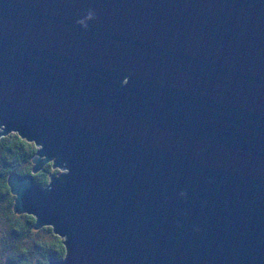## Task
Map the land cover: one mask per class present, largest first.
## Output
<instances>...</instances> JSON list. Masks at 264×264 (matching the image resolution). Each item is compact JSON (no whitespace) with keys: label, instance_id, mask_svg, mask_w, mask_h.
<instances>
[{"label":"water","instance_id":"water-1","mask_svg":"<svg viewBox=\"0 0 264 264\" xmlns=\"http://www.w3.org/2000/svg\"><path fill=\"white\" fill-rule=\"evenodd\" d=\"M10 130L48 264H264V0H0Z\"/></svg>","mask_w":264,"mask_h":264},{"label":"trees","instance_id":"trees-1","mask_svg":"<svg viewBox=\"0 0 264 264\" xmlns=\"http://www.w3.org/2000/svg\"><path fill=\"white\" fill-rule=\"evenodd\" d=\"M37 143L10 130L0 135V263L1 264H47L49 260L65 255L61 235L52 226L34 225L35 216L27 211H16L14 194L7 182L10 173L30 174L39 185H45L50 174L59 171L52 160L32 171V155Z\"/></svg>","mask_w":264,"mask_h":264},{"label":"rangeland","instance_id":"rangeland-1","mask_svg":"<svg viewBox=\"0 0 264 264\" xmlns=\"http://www.w3.org/2000/svg\"><path fill=\"white\" fill-rule=\"evenodd\" d=\"M38 144V146H40V144L39 143H37ZM35 154H36V152H35ZM38 156H42V154H39ZM53 166V165H52ZM54 168H56L58 171H62V170H65L66 168L64 167V166H60V165H58V166H53ZM48 183V182H47ZM46 183V184H47ZM48 224H50V223H42V225H48ZM60 235V234H59ZM61 237L62 238H65V234L63 233V234H61ZM54 260H58V259H54ZM1 264V263H0ZM48 264V263H47Z\"/></svg>","mask_w":264,"mask_h":264}]
</instances>
